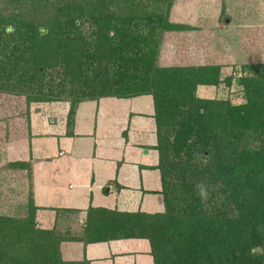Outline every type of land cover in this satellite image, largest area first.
I'll return each mask as SVG.
<instances>
[{"label":"trees","instance_id":"obj_1","mask_svg":"<svg viewBox=\"0 0 264 264\" xmlns=\"http://www.w3.org/2000/svg\"><path fill=\"white\" fill-rule=\"evenodd\" d=\"M30 1L28 10L29 1L19 3L21 13L14 19L18 20L21 15L25 17L27 28L20 34L27 35L26 41H21L19 36L11 38L12 34L6 32V29L1 33L2 42L8 49L3 54L7 58L0 59V73H3L1 66L9 68L10 73L9 77L5 76L8 81H0V90L24 95L28 104L62 101L63 95L68 91L72 97L66 121V134L69 136L72 135L76 109L82 102L104 97L130 98L139 95H151L153 98L156 150L159 157L156 168L161 176L164 212L129 215L132 216L128 221L130 227H123L124 232L118 231L113 237L119 235L148 239L154 264H213V260L218 264H264V139L261 141L260 137V146L254 150L246 147L238 149L228 138L225 140L220 137L223 129L196 125L197 117L206 112L203 104L208 102L191 95V91L186 98L161 96L157 92L159 88L164 93L166 89H179L181 86L193 90L198 84L216 85L219 68L208 66L154 70L156 53L145 52L142 45L147 37H142L139 41L136 40L139 45L133 48L137 46L134 57H126V61H134L143 71L138 87L133 83L134 86L129 87L124 72L120 69L121 76H117L120 83L108 80L100 82L101 88L96 90L98 94L95 96L75 94L72 89L65 90L64 86L58 88L61 78L53 77L50 73L49 77L46 76L59 55L58 51L72 47L69 59L72 64L81 68L79 78H83L86 72L83 71L82 63L78 62L90 56L86 53L85 44H107L115 52L121 49L122 44H114L112 47L113 36H128V33H120L117 24L113 23L120 20L114 16L116 10L113 9L111 0H64V7L60 10L65 15L63 17L66 23L65 26L59 25L56 30H52L54 27L47 24V12L42 7L45 4L39 0ZM126 2L131 3L132 0ZM81 3L84 5L81 6ZM83 17L93 27L90 33L93 37L89 38L92 42L86 41V35L80 28ZM49 26L48 33L41 35V27ZM71 27L76 30L77 36L67 46L62 41V33L65 32L66 38L70 39L67 37L70 32L65 30L72 31ZM123 46L125 50V43ZM20 47L28 49L30 55L25 57L17 54ZM117 67L114 66V69L117 70ZM70 69L73 75L75 65H70ZM110 69L108 64L101 65L94 70L92 76L97 81L101 71L106 76ZM241 85L244 86L247 101L240 105H230L231 128L244 131L247 125L254 124L260 134L264 135V119L260 116L264 111V83L246 78ZM217 141L219 146L216 145ZM194 152H199L202 156H205V152L209 156L212 152L215 153L204 164L202 158L193 156ZM191 160L194 168L188 170L185 167L191 164ZM176 167L177 174L174 175ZM218 179L232 186L230 195L222 197L223 200H218V195L226 191L222 188L217 190L215 182ZM200 181L207 185L210 192L207 200H201L195 191L194 186ZM228 200L233 203L234 208H231ZM36 209L30 193L28 215L24 219L0 221V264H64L60 255V243L66 240L65 236L56 228H38L35 224ZM94 211L88 210L87 223ZM84 236L86 237V224ZM86 240L94 241L93 238Z\"/></svg>","mask_w":264,"mask_h":264},{"label":"rangeland","instance_id":"obj_2","mask_svg":"<svg viewBox=\"0 0 264 264\" xmlns=\"http://www.w3.org/2000/svg\"><path fill=\"white\" fill-rule=\"evenodd\" d=\"M21 1L23 0H0L1 60L7 58L3 54L8 47L4 46L1 35L6 28L12 27L11 38L19 36L21 41H26L27 35L20 34L24 33L27 28L25 17L21 15L18 20H14L21 13L18 6ZM28 1L27 10L31 4V1ZM63 1L39 0L40 3L45 4L42 7L47 12V24L49 23L51 28L54 27L52 30H56L59 25L66 23L64 22L66 19L63 17L65 15L60 10L64 7ZM126 1L128 0H111L112 7L116 10L114 16L120 20L113 23L117 24L116 27L120 33H128V36L116 35L112 38V47L114 44H122L121 49L114 52L109 49L107 44L98 45L96 43V45L94 43L96 46L85 44L86 53L88 52L90 56L88 59L78 62L82 63L83 71L86 72L83 78L82 76L79 78V74L82 72L81 68L72 64L69 59L73 49L68 44L72 41L71 39L77 36L76 30L71 27L72 31L65 30L70 32L67 33V37L69 36L70 39L66 38L65 32L62 33V41L68 47L63 51H58L59 55L55 63L52 64V68L49 67L46 76L49 77V73L53 77L59 76L61 80L58 81V88L64 86L65 90L72 89L75 94L86 93L87 97L98 94L96 90L101 88L100 82L108 80L111 83H120L118 78L121 76L120 69L124 72L127 85L133 87V83L138 87L141 84L139 77L143 75V71L133 63L134 61L129 60L131 63L126 61V57H134V50H137L139 45L136 40L139 41L140 38L147 37L142 47H145V52L156 53L154 70L208 66L219 68L216 85L198 84L193 90L181 86L179 89H166L164 93L159 88L157 92L161 96L172 95L186 98L188 92L191 91V95L208 102L203 104L206 112L197 117L196 125L202 124L216 130L223 129L220 137H224L225 140L228 138L238 149L246 147L254 150L259 147L264 135L260 134V130L254 124L247 125L244 131L232 129L229 120V107L246 103V92L244 86L241 85L246 78L252 81L261 80L264 83V0H132L131 3ZM83 5L81 3V6ZM8 15L10 16L8 17ZM81 23L80 28L86 35V41L92 42V39H89L93 37L90 35L93 31L90 21L83 17ZM167 27H174V29ZM41 28L45 31L41 35H45L50 26ZM62 30L64 31V29ZM77 42L84 43L83 41ZM124 43L127 46L125 50ZM135 45L137 46L133 49ZM27 51L28 49L23 50L20 47L16 53L27 57L30 55ZM104 64L110 66V73L103 76L104 72L101 71L100 79L96 81L95 76H92L94 70ZM70 65H75L74 76ZM114 66H118L117 70L114 69ZM3 67L1 66L3 73H0V81L6 82L8 78L5 79V76L9 77L10 69ZM151 74L153 75V72ZM63 96L62 101L28 104L24 95H15L0 90V221L3 219L22 220L28 215V198L32 192L29 181L31 162L24 160L26 154L23 155V151L25 152V147H27L26 137L29 135L31 126L29 120L34 114L39 113V120L42 123L53 121L54 106H62L64 113L61 112V114H64L63 119L66 118L67 121L72 97L68 91ZM262 102L264 107V100ZM260 116L263 120L264 111ZM20 139H23V146L20 145L21 143H17ZM216 143L219 146V141ZM213 153L215 152H212L210 156L207 152L204 153L205 156L199 152L192 154L199 159L202 158L204 163L205 161L209 162ZM192 161L189 166L185 167L186 169L192 170ZM176 174L177 167L174 170V175ZM256 180L258 182V179ZM215 184L218 191L220 188L226 191L221 195L219 193L218 200H223L222 197L230 195L231 184L221 181V179H218ZM215 199L214 196V201ZM229 204L233 203L229 201ZM231 208H234V205ZM36 212V226L43 230H52L53 228L40 227L36 221ZM213 264L218 263L213 260Z\"/></svg>","mask_w":264,"mask_h":264},{"label":"crops","instance_id":"obj_3","mask_svg":"<svg viewBox=\"0 0 264 264\" xmlns=\"http://www.w3.org/2000/svg\"><path fill=\"white\" fill-rule=\"evenodd\" d=\"M54 109L53 121L29 120L23 151L36 221L65 236L64 264H154L148 239L113 237L130 227L129 215L164 211L152 96L82 102L70 136L64 107Z\"/></svg>","mask_w":264,"mask_h":264},{"label":"clouds","instance_id":"obj_4","mask_svg":"<svg viewBox=\"0 0 264 264\" xmlns=\"http://www.w3.org/2000/svg\"><path fill=\"white\" fill-rule=\"evenodd\" d=\"M11 31H12L11 26L6 28V32L10 33ZM204 163L206 164V161ZM194 188H195L197 195L201 198V200H207L209 198L210 192L208 190L207 185L203 181L197 182Z\"/></svg>","mask_w":264,"mask_h":264},{"label":"water","instance_id":"obj_5","mask_svg":"<svg viewBox=\"0 0 264 264\" xmlns=\"http://www.w3.org/2000/svg\"><path fill=\"white\" fill-rule=\"evenodd\" d=\"M40 32L43 34L45 31L43 28L40 29Z\"/></svg>","mask_w":264,"mask_h":264}]
</instances>
